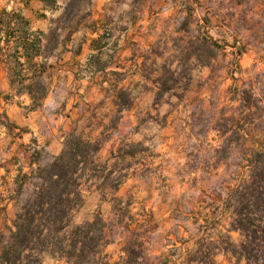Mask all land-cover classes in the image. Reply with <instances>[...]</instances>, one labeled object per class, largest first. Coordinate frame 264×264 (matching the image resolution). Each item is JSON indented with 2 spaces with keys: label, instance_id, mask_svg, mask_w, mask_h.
Returning <instances> with one entry per match:
<instances>
[{
  "label": "rangeland",
  "instance_id": "rangeland-1",
  "mask_svg": "<svg viewBox=\"0 0 264 264\" xmlns=\"http://www.w3.org/2000/svg\"><path fill=\"white\" fill-rule=\"evenodd\" d=\"M23 1L0 0V38L23 37ZM94 3L78 0L70 18L50 16L46 36H26L47 38L38 61L23 63L16 44L0 55V234L15 219L18 170L47 166L77 135L102 141L97 162L112 171L84 186L73 219L107 222L102 264H197L210 232L211 248L225 234L235 247L205 261L246 264L219 195L239 164L246 176L243 154L264 148V0ZM30 88L32 100L19 96ZM138 143L135 158L113 157Z\"/></svg>",
  "mask_w": 264,
  "mask_h": 264
},
{
  "label": "trees",
  "instance_id": "trees-1",
  "mask_svg": "<svg viewBox=\"0 0 264 264\" xmlns=\"http://www.w3.org/2000/svg\"><path fill=\"white\" fill-rule=\"evenodd\" d=\"M41 1L54 11L59 8L57 0ZM77 1H69L63 17L72 16ZM51 34L56 33L51 31ZM24 47L29 59L33 55H41L40 38H29ZM26 93L33 96L31 88ZM112 104L118 107V111L130 105L115 100H112ZM116 127L117 121L113 119L108 126H104L103 133ZM141 145L125 144L126 148L118 150V156L114 152L112 155L122 160L135 158L138 152L133 147ZM102 148L101 140L70 135L61 154L52 157L47 166L38 167L30 173L18 170L12 196L16 215L12 227L0 234V264H44L47 258L67 264H102V256L108 245L105 238L108 224L105 219L98 215L80 225H73L75 213L85 204L84 186L93 178L103 179L106 184L111 177L112 171L105 174L108 164L97 162ZM243 155L240 160L241 164L245 163L243 169L246 176H240L244 172L239 164L238 170L223 182L219 195L223 201L219 208L224 211V220L221 219L220 223L228 221L232 231L241 233L243 239L236 251L246 264H264V148ZM32 163H36L34 159ZM121 184L119 181L118 185L111 187L117 190ZM211 233H208L205 243L194 249L191 262L215 264L205 261L215 256V250L232 252L235 246L228 234L221 235L218 246L211 248Z\"/></svg>",
  "mask_w": 264,
  "mask_h": 264
},
{
  "label": "crops",
  "instance_id": "crops-1",
  "mask_svg": "<svg viewBox=\"0 0 264 264\" xmlns=\"http://www.w3.org/2000/svg\"><path fill=\"white\" fill-rule=\"evenodd\" d=\"M57 5L59 6L58 10H52L50 7H48L43 1L41 0H28L27 2L23 1L21 3V8L19 9V21L23 22L21 24V31H22V38H0V55H2L3 52L6 51V49H9L10 47H13V44H16L17 54L21 55V60L24 63H34V61H38V58H41V55H33L30 59L27 58L25 55V43L26 41H29V38H26L27 34L30 33H44L48 34L50 31V27L54 20L50 16L54 17V14L57 12H64L65 7L69 3L70 0H57ZM93 1V7H96V4ZM11 25H14L12 23ZM41 39V47H43V42L47 38H40ZM95 49V48H94ZM71 53V58H77L80 57V53L72 52L71 50L68 51ZM25 66V65H24ZM37 67H40V64H38ZM0 69L2 68V65L0 64ZM37 71V70H36ZM36 71H31V76L36 73ZM32 78H30L28 81H31ZM9 87L11 88V81L9 80ZM22 98H27L28 100L31 99V96L28 93H21ZM32 100V99H31ZM30 100V101H31ZM35 111H33L34 113ZM25 119V125H30L32 121L30 120V116H27Z\"/></svg>",
  "mask_w": 264,
  "mask_h": 264
}]
</instances>
